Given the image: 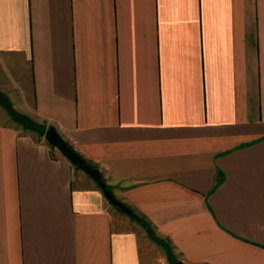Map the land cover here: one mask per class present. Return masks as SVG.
Segmentation results:
<instances>
[{
	"label": "crops",
	"instance_id": "1",
	"mask_svg": "<svg viewBox=\"0 0 264 264\" xmlns=\"http://www.w3.org/2000/svg\"><path fill=\"white\" fill-rule=\"evenodd\" d=\"M177 262L264 264V0H0V264Z\"/></svg>",
	"mask_w": 264,
	"mask_h": 264
},
{
	"label": "water",
	"instance_id": "2",
	"mask_svg": "<svg viewBox=\"0 0 264 264\" xmlns=\"http://www.w3.org/2000/svg\"><path fill=\"white\" fill-rule=\"evenodd\" d=\"M45 139L50 146L58 149L66 159H68L76 168L85 172L89 177L94 180L97 186L102 190L105 197L110 201L113 206H116L124 211L126 208L122 205L112 193L107 189L106 183L102 180V175L97 167L94 164L88 162L80 154H77L76 151L59 135V133L54 129V127L48 128ZM175 264H183L182 262H177Z\"/></svg>",
	"mask_w": 264,
	"mask_h": 264
},
{
	"label": "trees",
	"instance_id": "3",
	"mask_svg": "<svg viewBox=\"0 0 264 264\" xmlns=\"http://www.w3.org/2000/svg\"><path fill=\"white\" fill-rule=\"evenodd\" d=\"M3 102V101H2ZM5 105V104H4ZM6 107L9 109V112L11 113V114H13L14 115V117L15 116H17V114H15L11 109H10V107L8 106V105H6ZM76 151V150H75Z\"/></svg>",
	"mask_w": 264,
	"mask_h": 264
},
{
	"label": "rangeland",
	"instance_id": "4",
	"mask_svg": "<svg viewBox=\"0 0 264 264\" xmlns=\"http://www.w3.org/2000/svg\"><path fill=\"white\" fill-rule=\"evenodd\" d=\"M8 109V108H7ZM8 112H9V109H8Z\"/></svg>",
	"mask_w": 264,
	"mask_h": 264
}]
</instances>
